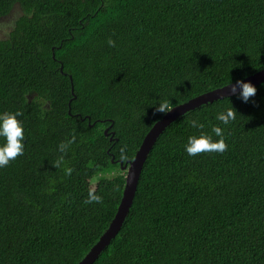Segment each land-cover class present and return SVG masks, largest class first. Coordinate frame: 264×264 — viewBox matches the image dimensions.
Wrapping results in <instances>:
<instances>
[{"label": "trees", "instance_id": "16d2710c", "mask_svg": "<svg viewBox=\"0 0 264 264\" xmlns=\"http://www.w3.org/2000/svg\"><path fill=\"white\" fill-rule=\"evenodd\" d=\"M14 5L0 112H22L25 151L0 168V264H77L116 212L119 161L153 124L264 68V0H0V17ZM255 86L247 101L240 90L165 127L92 264H264V81ZM228 108L225 126L216 115ZM193 119L224 128L227 149L189 156ZM89 190L102 201L86 204Z\"/></svg>", "mask_w": 264, "mask_h": 264}, {"label": "clouds", "instance_id": "9594fccd", "mask_svg": "<svg viewBox=\"0 0 264 264\" xmlns=\"http://www.w3.org/2000/svg\"><path fill=\"white\" fill-rule=\"evenodd\" d=\"M108 43L113 46L115 45V41L111 38H109ZM237 82L241 84V96L243 97L244 101H247L251 96L255 95L257 88L253 83L243 79L238 80ZM167 107L168 106L166 103H161L156 108V111L165 113L167 111ZM21 116L22 112L19 109L15 111L7 110L0 112V168L9 165L11 161L24 154L25 124L20 118ZM216 119L226 126L231 121L236 119V112L233 110V108H228L218 112ZM189 124L192 128L200 130L198 134L189 135L187 142L184 145V149L189 156H196L200 153H222L227 149L228 145L226 143L225 129L221 126L214 125L209 132L204 131L203 129L205 128V125L196 119L189 121ZM110 126L111 124L105 130H107ZM74 140L75 136H73L68 142H62L59 145V150L61 152H65L69 144ZM120 151L123 158L125 149L122 147ZM119 162H121L122 165L123 162ZM59 163L60 162L57 161L56 166H59ZM67 171L71 173L72 169L69 168ZM102 199V196L97 194L95 190H89L85 203H99L102 201Z\"/></svg>", "mask_w": 264, "mask_h": 264}, {"label": "water", "instance_id": "95a60500", "mask_svg": "<svg viewBox=\"0 0 264 264\" xmlns=\"http://www.w3.org/2000/svg\"><path fill=\"white\" fill-rule=\"evenodd\" d=\"M62 70V66L60 68ZM72 80L71 76H69ZM243 80L250 81L257 85L264 81V68L245 77ZM238 81V80H237ZM237 81L229 83L225 86L215 88L213 90L201 93L182 102L178 105L171 107L158 121H156L150 130L143 137L134 158L128 160L120 165L125 170V180L122 196L117 206L116 212L109 222L107 228L100 235L99 239L91 246L87 253L79 260L77 264H92L99 254L105 249L112 238L119 232L122 223L129 211L132 204L135 192L137 190L140 173L143 165L149 154L152 146L154 145L158 135L165 129V127L172 122L178 115L199 107L202 104L213 102L217 99L227 97L234 94L241 89V84ZM72 88V86H71ZM235 89V90H233ZM112 125V124H111ZM107 133V130L104 131ZM121 163V162H120Z\"/></svg>", "mask_w": 264, "mask_h": 264}, {"label": "rangeland", "instance_id": "374dc122", "mask_svg": "<svg viewBox=\"0 0 264 264\" xmlns=\"http://www.w3.org/2000/svg\"><path fill=\"white\" fill-rule=\"evenodd\" d=\"M20 11L16 5L13 6L10 13L6 16L0 17V38L6 37L11 29L14 20L20 15Z\"/></svg>", "mask_w": 264, "mask_h": 264}]
</instances>
